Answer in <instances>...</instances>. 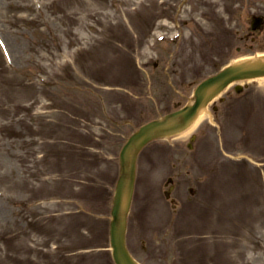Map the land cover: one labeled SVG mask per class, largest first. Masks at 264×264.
Listing matches in <instances>:
<instances>
[{"label":"rangeland","instance_id":"rangeland-1","mask_svg":"<svg viewBox=\"0 0 264 264\" xmlns=\"http://www.w3.org/2000/svg\"><path fill=\"white\" fill-rule=\"evenodd\" d=\"M254 16L264 0H0V264H114L122 145L264 53ZM246 84L145 150L129 234L142 264H264V79ZM171 176L174 212L161 198Z\"/></svg>","mask_w":264,"mask_h":264},{"label":"water","instance_id":"water-1","mask_svg":"<svg viewBox=\"0 0 264 264\" xmlns=\"http://www.w3.org/2000/svg\"><path fill=\"white\" fill-rule=\"evenodd\" d=\"M264 76V63L253 62L252 66L231 67L218 77L205 82L196 92V104L186 110L166 117L163 121L154 122L144 127L136 134L122 153L123 176L121 178L116 205L113 212L114 222L112 224V242L114 255L118 264H134L124 247L125 215L131 198L135 159L139 150L150 140L172 134L184 129L196 116L198 110L214 96L220 93L231 81L251 77ZM125 197L126 205L122 202Z\"/></svg>","mask_w":264,"mask_h":264},{"label":"bare ground","instance_id":"bare-ground-1","mask_svg":"<svg viewBox=\"0 0 264 264\" xmlns=\"http://www.w3.org/2000/svg\"><path fill=\"white\" fill-rule=\"evenodd\" d=\"M201 121V116L198 118V120H196V123L194 124V126H197V124Z\"/></svg>","mask_w":264,"mask_h":264}]
</instances>
